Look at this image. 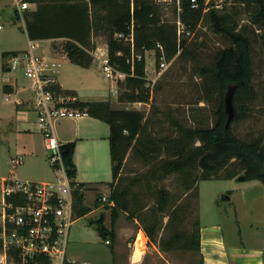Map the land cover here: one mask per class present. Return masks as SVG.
Here are the masks:
<instances>
[{"label":"trees","instance_id":"trees-1","mask_svg":"<svg viewBox=\"0 0 264 264\" xmlns=\"http://www.w3.org/2000/svg\"><path fill=\"white\" fill-rule=\"evenodd\" d=\"M23 1L37 4L36 10L29 12L26 24L30 39L67 37L64 50L72 62L82 67H89L94 60L89 48L93 34L101 31L107 35L110 61L115 70L125 74V78L117 82L118 100L123 103L151 102L147 50L156 52L157 65L161 56L170 61L187 51L188 38L179 32L178 20L187 29L184 33H191L207 15L214 31L229 41L228 46L216 53L213 64L200 70L204 79L202 97L214 104L212 123L200 118H196L198 126L175 122L169 132L163 133L156 129L154 118L141 109H116L110 101L78 99L73 103L110 126L112 220L115 221L120 212H126L140 222L150 240L161 250L190 252L196 260L189 264H203L199 212L187 203V197L191 193L199 196L201 180L239 178L242 172L246 180H259L264 184V136L243 139L233 129V123L250 111L251 38L237 27L229 28L226 17L217 10H207V0H181L178 20L174 21L163 17L157 0ZM236 1L257 5L253 22L258 23L264 36V0ZM67 27H73L72 31L66 30ZM94 46L92 44V48ZM19 53L21 51H5L3 57L10 59ZM9 59L4 61V71H11ZM230 87H234V117L227 126L225 97ZM54 88L73 94L63 91L58 83ZM203 122L209 124L202 125ZM75 145L69 142L62 144V148L69 174L76 180ZM130 163L140 167L132 168ZM169 176L175 177L181 191L172 192L160 186ZM77 182L80 188L74 191V206L79 217L86 215L90 208L83 205V183ZM91 223L97 224L99 234L110 240L113 249L116 233L105 224V214L92 219Z\"/></svg>","mask_w":264,"mask_h":264},{"label":"rangeland","instance_id":"rangeland-1","mask_svg":"<svg viewBox=\"0 0 264 264\" xmlns=\"http://www.w3.org/2000/svg\"><path fill=\"white\" fill-rule=\"evenodd\" d=\"M22 1L19 0L18 5ZM159 3L162 7L164 18L172 21L178 20L180 10L177 4ZM207 3V10H217L219 14L226 17V25L229 28L237 27V29H240L252 40L253 92L249 102L250 111H247L240 120L233 123V129L243 139L250 140L263 137L264 36L259 29L258 23L253 22V15L255 14L257 5L254 2L241 3L236 0H207ZM0 5L4 7V10L0 11V21H3L2 23L5 24V27L0 29V176H16L21 179L34 181L54 180L57 173L49 160L44 135L37 127L35 112L34 114H30L32 116V119H29L30 123L26 124L22 129H17L11 126V123L6 122L11 115L10 109L12 110V116L14 115L16 105L14 103L8 104L7 102H2L3 97L6 95L3 90V52L11 49L23 50L28 48L29 38L27 36L26 20H24L26 14L24 12L20 16L16 9V1L0 0ZM7 17L14 18L9 20ZM59 28L64 29L63 26H59ZM68 28L71 31L73 29V27H67L66 30ZM180 30L181 34H185L188 38L187 51L182 56L168 61L166 68L161 69L160 64L157 65L156 52L154 50L146 51V71L148 84L151 88V102L126 104L133 109H141L147 115L154 118L155 123H157L155 125L156 129L163 133L169 132L175 122L182 126H198L199 124L196 118H200L204 122L205 120L210 123L213 122L214 104L202 97L204 94V91H202L204 79L200 74V70L203 67L212 65L216 53L229 45V41L224 35L214 31L207 15L191 33H184V30L187 29L182 23ZM65 42V40L37 41L35 51L43 58L44 62H47L53 68L51 72L57 73L60 71L70 75L69 78L72 80L91 78L89 83L85 82L84 84L86 90L90 91L98 87L100 88V95L96 94L98 96L94 97L112 101L114 103L113 107L116 109H125L117 99V91L119 90L117 82L119 77L117 75L114 78L107 77L99 62L96 60H93V67L89 71H85V76L81 75V73L72 74L69 69V62L72 61L62 56L65 51H63ZM92 44L95 45L94 48H92ZM97 47L108 48L107 35L101 31L93 34L89 48L95 51ZM54 62L57 64V67L52 65ZM59 62H61L60 65H58ZM12 76L18 77L19 85L26 87V95L31 96L30 86L32 85V80L25 75L24 68L19 66L13 69ZM30 104L31 100L28 98L25 106L30 108ZM70 121L71 118H66L61 119L59 123L66 125ZM204 122L202 125L205 124ZM73 124L71 123L68 129H71ZM100 124L103 127V131L100 132L102 136L98 139L101 141L88 138L81 141L78 140L79 142L75 140L76 146L77 144L79 145V153L87 158L85 162L83 161L79 164L77 179L80 181H93L94 183L95 181L99 182L97 185L98 188L93 191L92 195H88L87 203L91 209L94 210L99 207L100 211L94 214L89 213L86 216H79L75 220L70 231L68 256L81 261H89L91 264H112V246L106 243V239L99 234L97 224L91 223V220L96 219L103 209L102 212L105 213L106 225L109 228L112 227L110 206L108 204H102L100 201L101 192L106 190V185L113 179L111 155L107 147L109 144L107 139L109 126L103 122ZM207 124L209 123L206 122L205 125ZM172 130L174 131V129ZM61 132L65 133L66 131ZM16 155L23 156V161L18 167H14L12 164V157ZM130 164L132 165V163ZM138 167H140L139 164L132 165V168ZM243 174V172L240 173L238 177ZM228 184L229 182L225 178L201 180L200 189L205 204L204 208L211 207L213 194L224 189ZM160 186H166L172 192L181 191L178 181L174 176H169L164 182H160ZM195 194L191 193L187 197V203L189 202L192 208H197L199 212V196H195ZM223 198L224 196L221 195L219 202L222 207H220L226 211V206L229 203H226ZM263 204L264 201H254L247 205L240 202L238 214L235 206L230 204L228 207L230 217H226L228 213L216 216L212 210L213 212L204 213L203 220L215 217L216 219L224 221L225 224H238V230L241 227L239 226L240 224L244 226L243 228H246L247 224L254 223L256 218H259L261 224H264V211L259 214V208ZM120 214L125 217L123 213L120 212ZM195 215L198 216V213L196 212ZM125 219L127 218L125 217ZM172 256H174L173 260L176 262L187 264L196 260V256L192 253L177 252Z\"/></svg>","mask_w":264,"mask_h":264},{"label":"built area","instance_id":"built-area-1","mask_svg":"<svg viewBox=\"0 0 264 264\" xmlns=\"http://www.w3.org/2000/svg\"><path fill=\"white\" fill-rule=\"evenodd\" d=\"M157 1L177 4L180 10L181 0ZM18 7L24 10L29 3L22 1ZM181 23L178 20L179 32ZM3 27L0 24V29ZM36 43L29 39L28 48L12 56L8 65L11 70L22 66L32 80L30 107L36 114L37 127L44 135L49 160L57 175L54 180L46 181L16 176L0 179V264H90L68 256L70 231L77 218L74 191L80 186L69 174L56 133V124L61 119H79L89 112L73 105L78 100L76 95L54 88L57 82L50 73L53 68L36 53ZM90 53L107 77L125 75L113 67L108 48L97 47ZM167 62L161 56L160 68H166ZM13 162L18 165L21 157ZM110 195L111 190L101 196L102 204H112Z\"/></svg>","mask_w":264,"mask_h":264},{"label":"crops","instance_id":"crops-1","mask_svg":"<svg viewBox=\"0 0 264 264\" xmlns=\"http://www.w3.org/2000/svg\"><path fill=\"white\" fill-rule=\"evenodd\" d=\"M16 1V9L18 10L20 16L25 12V19L26 24L28 19L30 18L29 12L34 11L37 8L36 3L28 2L29 7L24 10H19L18 2ZM4 10V7L0 5V11ZM17 14V12H16ZM18 16V15H17ZM14 18V17H12ZM12 18H8L11 20ZM3 21H0V24H2L5 27V24L2 23ZM3 27V28H4ZM27 28V26H26ZM27 36L30 39L29 31L27 29ZM93 39V36H92ZM42 40H65L67 41V37H48V38H41L36 41H42ZM27 48L23 50H6V51H24ZM64 51V49H63ZM92 51V50H91ZM5 52V51H4ZM65 58H68L67 53L64 51L63 55ZM8 58H4V61H8ZM6 62H3V65ZM55 63V62H54ZM61 62L58 63L60 65ZM93 63L89 67H82L74 62H69V69L71 73H78L83 76L85 71H89L93 67ZM53 64V63H52ZM57 64L55 63V66ZM63 65V64H62ZM61 65V66H62ZM57 67V66H56ZM77 67V68H75ZM6 72V73H5ZM3 84H4V92L5 96L2 99V102H7L8 104L14 103L16 106V109L14 110L15 113L12 116V110L11 115L8 117L6 122L11 123V126L16 127L17 129H22L26 124L30 123L29 119H32V116H30L31 113L34 114V110L30 107H26L25 103L30 98V96L26 95V87H21L18 82L17 76H12L13 70L11 71H4L3 69ZM51 75L56 79V82L60 84L63 91H67L70 93H73L78 97L79 100L82 101H108L106 99H101L100 97H94L100 95V88L95 87L93 90H86L84 88V84L89 83L91 81V78H88L84 80H72L69 78L70 75L64 74L60 71L56 72H50ZM87 73V72H86ZM10 75V77H8ZM88 75V74H87ZM125 75L120 77L119 79H124ZM117 91V87H116ZM98 94V95H96ZM117 99H118V91H117ZM119 101V100H118ZM113 106V102L110 101ZM120 102V101H119ZM126 109H133L126 104L129 103H123L120 102ZM88 117V118H85ZM82 117L80 119H73L71 118V121L69 124H63L57 122V136L59 138V141L62 144L69 143V142H75V140H85V139H97L96 141H101L98 138H100L102 135H100L103 131V127L100 123H106L103 120H100L98 118H95L91 115ZM34 118V115H33ZM84 118V119H83ZM73 124L71 129H68L70 124ZM108 124V123H107ZM59 125V126H58ZM62 125V126H61ZM109 126V124H108ZM31 130V129H30ZM66 131L65 133L61 131ZM70 130V131H69ZM109 134H110V126H109ZM109 134L107 136V139L109 141ZM79 142V141H78ZM76 144V143H75ZM104 147V145L102 144ZM79 145H75L74 150V162L77 166V172L79 168V164L81 162H85L87 158H85L83 155L79 153ZM110 152V143L107 145ZM81 152V151H80ZM21 157V162L18 164L20 165L23 161L22 155H16L12 157V164L14 167H18V165H14L13 160ZM4 177H12V176H0V179ZM83 183V186L81 188L83 192V205L90 208V211L87 213H98L100 211V208L97 207V209H91V207L87 203V197L88 195H92L93 191L97 189V185L99 182L95 183L93 181H80ZM229 182L226 187L220 191H217L213 194L212 197V205L211 207H205L204 208V202H203V196L202 191L200 189V182L198 184L199 187V220H200V226H201V253L203 256V264H264V224H261L260 219L256 218L255 222L257 223H251L247 224L246 228H243L242 224L239 226L238 230V224H225L224 221L211 218L203 220L204 213L207 212H213L218 215H222L224 213L226 214V217L229 216L228 207L230 204H233L235 206L236 212L238 214V208L240 202L245 203L246 205L248 203L254 202V201H264V184L261 181L256 180H240L239 178H228L225 179ZM110 189L109 184L106 185V190L102 191V195L107 193ZM101 195V196H102ZM224 196V201L226 203H229V205L226 206V211H224L221 207V204L219 202L220 196ZM98 200V199H97ZM101 201V200H100ZM114 205V202H112L110 206ZM221 206V207H220ZM75 208V206H74ZM213 210V211H212ZM101 210L99 216L101 214H105ZM264 211V204L259 208V214H261ZM76 213V212H75ZM125 215V217L121 216L122 214L117 217L115 221L112 220V210H111V224L112 227L110 229H113L116 233L115 239H114V245H113V251H112V264H187L182 262H176L173 260L174 256H172L174 253L177 252H183L186 251L183 250H171V251H163L160 249L158 244L151 241L147 233L145 232L144 228L141 226L140 222L136 218L129 217L126 212H121ZM258 213V209H257ZM86 214V215H87ZM264 214V212H263ZM83 215V216H86ZM77 216V215H76ZM98 216V217H99ZM81 217V216H80ZM97 217V218H98ZM79 218V217H77ZM76 218V219H77ZM260 222V224H259ZM105 224H106V218H105ZM137 225V226H136ZM138 227V228H137ZM109 228V227H108ZM137 228V229H136ZM107 243V242H106ZM110 244V243H108ZM263 244V245H262ZM190 253V252H186ZM91 264V263H90Z\"/></svg>","mask_w":264,"mask_h":264},{"label":"water","instance_id":"water-1","mask_svg":"<svg viewBox=\"0 0 264 264\" xmlns=\"http://www.w3.org/2000/svg\"><path fill=\"white\" fill-rule=\"evenodd\" d=\"M225 103H226V110L228 112L227 126H229L234 117V87H230L229 90L227 91L225 97ZM239 179L245 180V176L241 175Z\"/></svg>","mask_w":264,"mask_h":264}]
</instances>
